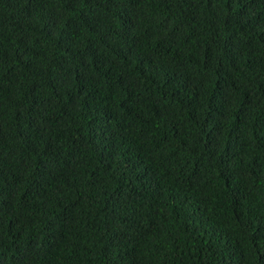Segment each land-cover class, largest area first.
Listing matches in <instances>:
<instances>
[{
	"label": "trees",
	"instance_id": "1",
	"mask_svg": "<svg viewBox=\"0 0 264 264\" xmlns=\"http://www.w3.org/2000/svg\"><path fill=\"white\" fill-rule=\"evenodd\" d=\"M0 264H264V0H0Z\"/></svg>",
	"mask_w": 264,
	"mask_h": 264
}]
</instances>
